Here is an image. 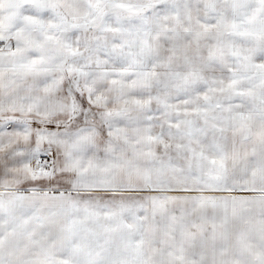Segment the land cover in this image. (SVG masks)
Instances as JSON below:
<instances>
[{
  "label": "snow or ice",
  "instance_id": "6c2138e0",
  "mask_svg": "<svg viewBox=\"0 0 264 264\" xmlns=\"http://www.w3.org/2000/svg\"><path fill=\"white\" fill-rule=\"evenodd\" d=\"M0 264H264V0H0Z\"/></svg>",
  "mask_w": 264,
  "mask_h": 264
}]
</instances>
